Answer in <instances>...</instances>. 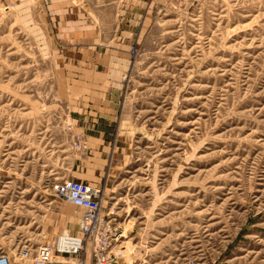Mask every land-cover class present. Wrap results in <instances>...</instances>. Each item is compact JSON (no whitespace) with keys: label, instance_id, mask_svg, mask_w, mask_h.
<instances>
[{"label":"rangeland","instance_id":"374dc122","mask_svg":"<svg viewBox=\"0 0 264 264\" xmlns=\"http://www.w3.org/2000/svg\"><path fill=\"white\" fill-rule=\"evenodd\" d=\"M65 178L118 264H264V0H0V251L72 231Z\"/></svg>","mask_w":264,"mask_h":264},{"label":"built area","instance_id":"2783aa9c","mask_svg":"<svg viewBox=\"0 0 264 264\" xmlns=\"http://www.w3.org/2000/svg\"><path fill=\"white\" fill-rule=\"evenodd\" d=\"M49 187L57 198L81 211L77 231L62 230L52 245L42 243L33 249L24 246L14 258L1 249L0 264H15L14 259L19 261L16 264H85L79 255L88 245L89 264H118L120 257L111 247L118 240L117 233L102 214L99 189L70 178L54 181Z\"/></svg>","mask_w":264,"mask_h":264},{"label":"crops","instance_id":"0c3cea01","mask_svg":"<svg viewBox=\"0 0 264 264\" xmlns=\"http://www.w3.org/2000/svg\"><path fill=\"white\" fill-rule=\"evenodd\" d=\"M73 208L75 209L74 211L71 208V210H69V212L66 213L65 222L68 223L69 226L73 225V226H71L72 227V231L76 232L77 231V223L79 221V218H80V215H81V211L78 210L75 207H73Z\"/></svg>","mask_w":264,"mask_h":264}]
</instances>
